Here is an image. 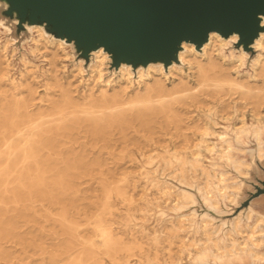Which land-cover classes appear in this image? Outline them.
I'll return each mask as SVG.
<instances>
[{
  "label": "rangeland",
  "instance_id": "rangeland-1",
  "mask_svg": "<svg viewBox=\"0 0 264 264\" xmlns=\"http://www.w3.org/2000/svg\"><path fill=\"white\" fill-rule=\"evenodd\" d=\"M5 22L10 24L7 20ZM9 36L16 40L14 44L16 51L14 50L11 57L9 56L11 49L7 50L10 65L5 66L8 70L4 71L5 81L14 78L17 85L20 81L25 82L23 79L29 81V84L35 87L34 100L30 108L35 112L43 111L44 118L58 120L59 116L66 115L65 118H68L73 115L78 121L69 123L64 134L53 136V145L39 150L40 172L46 171L44 177H41L43 180L40 185L36 184L37 182L30 184L24 179L21 182L23 186L15 183L12 191L0 189V264L71 262L62 253L67 238L65 225L59 220L62 210H65L69 219L78 225L77 232L86 238L92 237L98 242V238L93 236L92 222L95 214L100 213L102 218L111 222L113 231L124 240L137 239L142 242V251L134 249L132 255L127 257L128 262L123 258L113 262L109 256L99 251L97 256L102 264H138V257L142 253L155 256L153 264H175L177 260L182 264H218L221 257L235 254H244L252 258L251 253L245 250L217 254L211 245L199 248L194 251L191 259L188 258L179 238H202L199 225L202 219L197 213L201 214L207 209L201 200L205 197L198 188V184H202L204 178L199 171L194 173L187 165H183L184 179L181 180L178 174L172 175L177 172L180 165L175 161L164 164L162 158H169L173 150L188 155L191 145L199 138L194 125L201 126L209 116L218 125L226 127L224 130L226 139L219 144L227 141L231 147V155L235 159L233 147L236 138L240 139L242 134L264 135L263 100L255 102V98L241 97L235 91L222 88L211 89L210 85L198 87L193 73L185 66L187 76H184V79L189 86H193L192 93L170 98L165 107H152L155 103H137L135 93L142 91V88L137 87L136 83L120 96L108 101L98 95L99 83L86 81L87 74L80 80L81 78L75 74L76 71L72 70V64L79 59L75 54L71 60H67L61 49L48 46L47 50L41 48V51H44L33 56L28 52L26 43L22 47V42L29 37L27 32L16 33L12 28ZM5 37L6 35L0 32V40ZM224 47L225 45L218 47V56L225 58L222 62L224 68L231 75L238 72L244 78L246 70L253 77L250 62L258 51L247 52L246 64L234 70L235 63L230 62V55ZM51 50L55 51V55L53 63L49 64L48 60H43V56L49 57ZM22 52L27 59L39 66L34 72L26 73L22 68L19 60ZM260 52L264 56V50ZM107 69L112 70L110 67ZM53 74L57 76L61 85L67 81L71 83L69 89L70 95L77 103L75 107H68L64 111H59L61 109L56 107L61 98L59 86L50 79ZM177 77H168L165 85L171 87L178 81ZM250 83L261 85L262 81L258 77L257 80H250ZM90 87L92 96H88ZM108 92L112 90L109 89ZM2 99L0 93V102ZM112 103L116 104L110 108ZM169 109L172 110L168 111ZM255 112L259 116L258 119L253 116ZM94 114L108 115L111 120L102 127L94 126L95 123L90 124L86 120ZM241 114L245 116V129L237 137L233 126L238 124L237 118ZM214 130L219 131L222 128L214 127ZM208 139L215 140L212 137ZM254 146V140L250 137L248 147ZM202 154L208 158L205 163L211 171L224 174L221 187L230 189L232 182L224 168V164L228 163L220 161L216 154L209 155L205 150H202ZM146 157L153 160L150 166L145 163ZM144 168L150 170L155 168L150 178H154L158 183L167 182L174 187L181 197L176 206L172 205L171 198L160 194L158 189L146 180L141 173ZM226 169L234 174L231 168ZM124 173L127 175L120 181ZM262 179L264 164L257 163V167H254L249 177L244 180L247 186L240 193L242 202L234 214L245 208L242 203L250 199L249 192ZM32 184L36 185L28 192L27 187ZM116 184H120L122 189L130 194V198L117 195L114 190ZM210 184L215 197L217 196L214 192L215 182L212 180ZM108 188L111 192L107 201L112 209L110 212L107 210L102 212L105 189ZM13 194L17 196L14 198ZM180 215L188 216L190 220L188 228L176 234L169 233L167 228L171 222L175 223L176 217ZM8 224L10 226H5ZM208 227L214 231L219 228L217 236L221 241L225 240L226 231H222L221 226H213L209 221ZM239 228L246 229L245 226ZM231 232L236 234L233 230ZM153 234L159 236L157 243L152 241ZM77 247L78 245L74 249ZM117 255L124 256L125 253L118 252ZM145 258L146 256L142 259Z\"/></svg>",
  "mask_w": 264,
  "mask_h": 264
},
{
  "label": "bare ground",
  "instance_id": "bare-ground-1",
  "mask_svg": "<svg viewBox=\"0 0 264 264\" xmlns=\"http://www.w3.org/2000/svg\"><path fill=\"white\" fill-rule=\"evenodd\" d=\"M261 25L264 26V16L261 17ZM24 27L29 37L22 42V47L26 43L28 52L31 55L41 54V52L47 50L48 46H52L53 48L61 49L65 59L71 60L74 57L71 43H67L61 38L53 37L40 25L25 24ZM0 32L6 35L4 39L0 40V93L3 97L0 102V189L2 191H12L13 184L16 183V185L21 186V182L24 179L28 180L30 184L35 182H37L36 184H41L40 182L43 180L41 177H44L46 171L40 172L41 156L39 150L45 146L53 145V136L64 134L69 123L78 121V118L73 115L68 118H65L66 115L59 116L58 120L44 118L43 111L35 112L30 108L31 102L34 100L35 87L29 84V81L23 79L25 82L20 81L18 85L15 84L14 78H8V81H5L4 71L8 72L5 66L10 65L9 56L12 57L16 51L14 46L16 40L9 36L12 28L6 24L4 19H0ZM236 41V34L222 37L216 32H210L207 40L199 49H196L192 43L182 42L181 48L177 53V61L170 63L165 68L158 62L148 63L146 66H138L136 68L122 63L110 71L107 69L110 65V57L100 47L89 54L87 65L82 58H79L72 64V70L76 71L75 74L81 78L80 80L83 79L84 74H87L86 81L91 80L94 84L99 83L98 95L108 101L113 100L115 96H120L133 83H136L137 87L142 88V91L135 93L137 103H155L152 107H165L167 106L165 103L170 98L192 93L193 86H189L187 80L184 79V76H187L184 70L185 66L193 73L198 87L210 85L212 86L211 89L222 88L227 91H235L241 97L255 98V102L258 100L264 101V56L260 52L264 50V30L259 32L251 44L253 51H258L256 57L250 62V67H252L254 72L253 77L246 70L244 78L238 72L231 75L222 64L225 60L224 56H218V47L225 45L224 49L230 55V62L235 63L233 66L234 70L244 66L248 54L241 46H235ZM8 48L11 49L9 56L7 55ZM41 48L44 50L41 51ZM54 52L52 50L49 51L50 56H43V60H48L49 64H52ZM1 58L3 61H1ZM19 60L26 73L34 72L39 67L27 59L24 52L21 53ZM3 63L5 65L2 66ZM64 66L65 64H63ZM171 76H178V81L168 88L164 82ZM258 77L262 81L261 85L250 83V80H257ZM50 79L54 80L60 88L59 95L61 99L56 106L61 109L59 111H64L68 107H75L77 103L70 95L69 86L71 83L67 81L66 84L61 85L55 74ZM109 89L112 92H108ZM88 96H92L91 87ZM115 104L112 103L110 108L115 106ZM170 110L172 109L168 111ZM253 116L255 119L259 118L256 112ZM237 119L238 124L234 125L233 129L238 137L245 129L244 114H241ZM86 120L90 124L95 123L94 126L102 127L111 120V117L103 114H94L90 118H86ZM178 121L181 122L180 120ZM214 127H221L222 130L216 131ZM225 128L224 125H218L216 121L207 116L206 121L201 126L194 125L199 138L191 145L188 155H183L182 152L173 150L169 158H162L164 164L175 161L180 165L177 168V172L172 175L178 174L181 180L184 179L183 165H187L189 170L194 173L199 171L204 180L202 184H198V188L202 190L203 196L210 200L202 198L201 200L207 209L201 214L197 213L202 219L199 222L202 238L188 239L180 237L179 241L189 259L192 258L194 251L211 245L217 254L222 255L237 250H245L251 253L252 256V258L244 254H235L230 257L224 256L221 257V262L218 264H246L247 262L264 264V205L261 202H255L234 214V211L240 206V193L247 186L244 180L249 177L250 171L257 167V163L264 164V135L245 136L242 134L240 139L236 138L233 147L235 149L234 159L231 155L229 143L226 141L224 144H219V142L226 139ZM209 137L215 138V140H209ZM250 137L254 140L255 146L253 148L248 147ZM202 150H205L209 155L216 154L220 161L228 163L224 164V168L232 182L230 189L226 190L225 187H221L220 184L224 179V174L210 170L205 163L208 158L202 154ZM145 163L150 166L153 160L150 157H146ZM227 167L231 168L234 174L229 172L226 169ZM143 170L141 173H143L146 180H149L160 194L171 198L173 200L172 205L176 206L181 201L179 193L173 186L167 182L158 183L154 178H150L155 168L152 170L144 168ZM126 175L124 173L120 181L124 180ZM61 180L60 178L59 185H61ZM212 180L215 182L214 192L217 194L215 197L210 184ZM35 185L32 184L27 187V191L31 192ZM114 190L117 195L130 198V194L122 189L120 184H116ZM110 192L109 188L105 189V197L101 206L102 212L106 210L110 212L112 209V206L107 201ZM16 196V194H13L14 198ZM230 215L233 216L225 218ZM59 220L65 225V233L67 234L62 253L71 262L66 264H83L86 261L89 264H102L97 256L99 251L109 256L113 262L120 258L128 262L127 257L132 255L134 249L142 251L141 241L137 239L124 240L113 231L111 222L102 218L100 213L95 214L92 222L93 236L98 238V242L92 237L86 238L80 235L77 232L78 225L72 219H69L65 210L60 213ZM209 221L211 225L221 226V230L226 231L224 241H221L220 237L217 236L219 228L214 231L208 227ZM189 222L187 215L177 216L175 223L171 222L170 227L167 228L168 232L176 234L185 231ZM240 226H245L246 229L242 230L239 228ZM232 230L236 234H233ZM196 232L197 230L194 231V233ZM158 240L159 236L153 234V243H157ZM76 245L78 247L74 249ZM118 252L125 253V255L118 256ZM73 253L75 254L73 255ZM145 256L146 258L142 259ZM154 258L155 256H149L148 253H142L138 257V264H153ZM175 264L182 263L177 260Z\"/></svg>",
  "mask_w": 264,
  "mask_h": 264
},
{
  "label": "water",
  "instance_id": "water-1",
  "mask_svg": "<svg viewBox=\"0 0 264 264\" xmlns=\"http://www.w3.org/2000/svg\"><path fill=\"white\" fill-rule=\"evenodd\" d=\"M262 16L264 0H0V19L16 33L26 32L25 24L40 25L71 43L85 63L101 47L112 69L157 62L165 68L177 61L182 42L199 49L210 32L236 34L235 46L251 52L264 30ZM249 198L242 206L264 205V179Z\"/></svg>",
  "mask_w": 264,
  "mask_h": 264
}]
</instances>
